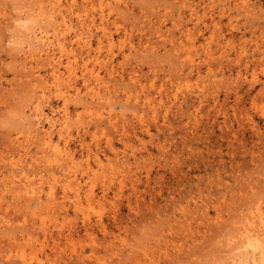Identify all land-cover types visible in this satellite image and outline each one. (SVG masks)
Masks as SVG:
<instances>
[{"label":"rangeland","instance_id":"1","mask_svg":"<svg viewBox=\"0 0 264 264\" xmlns=\"http://www.w3.org/2000/svg\"><path fill=\"white\" fill-rule=\"evenodd\" d=\"M39 6L0 0V264H76L80 247L86 259L77 264H96L91 248L108 239L114 254L100 258L112 264L243 258L242 215L264 209V0H107L102 19L96 6L90 44L101 60L75 51L77 65L87 60L100 78L78 73L80 92L67 97L76 157L68 169L47 163L24 118L42 86L45 112L62 115L50 65L23 62L33 31L53 34ZM71 17L73 43L75 7ZM69 179L78 194L63 193ZM50 184L56 205L29 197L32 188L45 199Z\"/></svg>","mask_w":264,"mask_h":264},{"label":"bare ground","instance_id":"2","mask_svg":"<svg viewBox=\"0 0 264 264\" xmlns=\"http://www.w3.org/2000/svg\"><path fill=\"white\" fill-rule=\"evenodd\" d=\"M35 1L40 3L39 10L35 14L36 17L38 16L39 18H41L43 15L45 17V13L47 11L46 17H48L49 20H51L54 24L53 34L52 36H48L46 34L48 32L46 31L43 32L42 31L43 29L39 30L38 33H35L33 31V35L28 37L30 38L28 44L34 47V49L28 47L27 50L24 51V56L26 58L23 62L26 64L27 58L29 57V60L30 58H33L36 65L38 64L50 65V70H51L50 78L55 86V89L53 87V90L55 92L54 94L58 95L63 99L61 106L62 115H60V117L58 116L57 118H55L52 115L45 112L43 104L48 101L47 100L48 95H46V91L42 86L40 89V93L35 95L34 99L31 101V105L29 106V111H28L29 113L26 114L25 115L26 117L24 118L29 120V123L31 121V127H32L31 132H34V135H36L41 139V143L44 145V150L46 152L45 156L47 163L51 165L52 162H56L59 163L61 167L68 169L71 167L73 163L76 162L75 160L76 157L74 153L70 151L67 147L68 141L71 136V132L68 129V126L65 122L69 116L68 105L66 102V100L68 99L67 97L72 95L73 93L77 95L80 92V89L77 87L74 80V78L78 75V73H80L83 76L84 81L88 79L86 75L92 77L95 80H98L100 78L99 72L95 69L94 66L89 67L87 60L83 61L81 67L77 65L78 54L75 51V49L79 47L80 50L82 49L87 52L88 58L91 56L94 60L97 61L101 60L100 58L101 53L99 49L97 51L91 52L90 37L92 34V27L95 26L96 28H98V25L94 20L93 10L96 6H98L99 17L100 19H102L103 11H104L103 6L107 0H97L96 2L94 0H82L81 5H78L77 0H35ZM74 7L77 12V24L79 26V31H76L74 33L75 42L72 43V41L70 42L67 40L66 33L73 27L71 14L74 12ZM65 11H67V13H65ZM55 18H57L56 21L54 20ZM101 29L103 31L104 27L102 26ZM107 38L110 41H112V35H109ZM62 56L66 58L64 64L61 60ZM108 56L109 55L106 54V59L104 60L105 62H107L110 59V57ZM30 73L33 76L32 79L34 81L37 82L40 81L41 77L39 72L35 70H31ZM131 78H133V76ZM42 79L44 82H47L48 80L47 78L46 79L42 78ZM93 87L94 86H91L90 88L91 91H93L94 93L95 91ZM93 93L91 96H93ZM145 96L147 97V100L150 103L151 101L148 98V96L147 95ZM82 106L85 109H89L88 104H82ZM43 121H46V123L48 124L47 128H44L42 124ZM55 127H58L57 140H54L52 136V131ZM95 159L97 160V163L100 162L99 157L96 156ZM68 163L70 165H66ZM71 184H73V181L72 179L71 180L69 179L67 183L63 185V189H64L63 193H65L68 188H71L72 190H74L76 194H78L80 190L79 183L76 182L74 183V185ZM53 187H54L53 184L49 185V189L47 191V194L45 195L46 196L45 199H42L40 190L32 189V188H30L31 194L29 195V197L34 198L35 200L46 206L56 205V203H58V197L54 196ZM89 192L90 193L92 192L91 188H89ZM62 196L64 197L65 194H63ZM61 202L64 201H60V204ZM60 204H57V206ZM242 219L246 223V225L244 226L245 227L244 233H246L245 240H243V243L240 245L236 240L235 241L239 245L238 247L242 249L243 258H240L238 255L237 256L233 255L232 258L229 259L231 260L230 263L227 264H248L246 262L247 260H252L251 264H264V209L261 208L259 205H255V208L249 209L248 213H243ZM82 222H83V226L85 225L84 236L89 237L92 241L95 242V237L93 233L88 229V227H86L88 223V218L84 217L82 219ZM99 224L102 225L101 221L99 222ZM69 232L70 233H68V239L74 240L75 237H73V235L75 233L73 234L72 231ZM79 236L80 235L77 234L76 240L79 239ZM112 242L113 241H110L108 239V240H104L103 242L102 241L96 242L93 245V247L91 248L90 256H95L97 258V261L95 262L96 264H112L113 259L108 258L109 259L108 260L107 258H104L102 260L100 258V257L102 258L104 257L100 255L101 251H103L105 254H107L109 251L111 252ZM235 249H237V247ZM73 251H74V257H76L78 263L79 261H83V262L85 261L86 256L82 247L74 248ZM110 252L109 254L111 255L114 254L113 252L111 253ZM238 252H236V254ZM21 259L24 260L22 254H21ZM83 262L82 264H84ZM22 264H24V262H22Z\"/></svg>","mask_w":264,"mask_h":264}]
</instances>
